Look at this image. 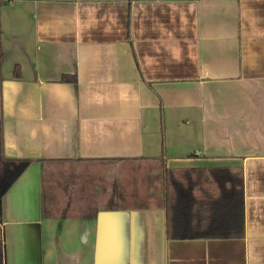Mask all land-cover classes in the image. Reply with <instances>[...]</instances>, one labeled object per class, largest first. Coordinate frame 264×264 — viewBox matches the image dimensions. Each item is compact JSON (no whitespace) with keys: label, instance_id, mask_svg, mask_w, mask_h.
Returning <instances> with one entry per match:
<instances>
[{"label":"crops","instance_id":"0c3cea01","mask_svg":"<svg viewBox=\"0 0 264 264\" xmlns=\"http://www.w3.org/2000/svg\"><path fill=\"white\" fill-rule=\"evenodd\" d=\"M1 120L4 156L33 160L2 199L5 264H264V0H6ZM162 125L169 169H243L244 239H167ZM41 159L116 160L157 203L51 217Z\"/></svg>","mask_w":264,"mask_h":264},{"label":"trees","instance_id":"16d2710c","mask_svg":"<svg viewBox=\"0 0 264 264\" xmlns=\"http://www.w3.org/2000/svg\"><path fill=\"white\" fill-rule=\"evenodd\" d=\"M6 0H0V7ZM1 58L3 55L1 54ZM15 77L20 78L18 70ZM62 82L76 83V76L66 75ZM0 132V218L2 199L25 173L32 159H10L2 153ZM162 155L159 161L161 206L165 211L168 240L244 239L245 199L241 167L211 169H169L165 166L164 125ZM42 162V204L51 217L94 219L101 211L125 207L121 204L119 185L121 162L49 160ZM5 244L0 227V264H5Z\"/></svg>","mask_w":264,"mask_h":264},{"label":"rangeland","instance_id":"374dc122","mask_svg":"<svg viewBox=\"0 0 264 264\" xmlns=\"http://www.w3.org/2000/svg\"><path fill=\"white\" fill-rule=\"evenodd\" d=\"M136 172L135 171H129V169H126L124 172H120L121 176L119 175V182L122 181V184L124 185L123 193L126 194V199L123 197L120 199V202L122 205L127 206V205H136V206H144V205H155L157 201L152 200V199H144V201H140L141 199H132L130 197H133V195L137 196H143L144 194L150 192L149 187L142 181V179H136L132 178ZM136 177V176H135ZM121 184V183H120ZM151 186V191H152ZM122 193V189L120 190ZM129 198V199H128Z\"/></svg>","mask_w":264,"mask_h":264}]
</instances>
